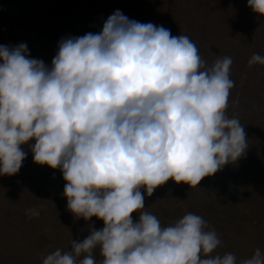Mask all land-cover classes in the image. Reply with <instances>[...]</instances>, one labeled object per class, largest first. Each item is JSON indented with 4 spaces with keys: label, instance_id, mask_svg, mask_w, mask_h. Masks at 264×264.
Masks as SVG:
<instances>
[{
    "label": "clouds",
    "instance_id": "9594fccd",
    "mask_svg": "<svg viewBox=\"0 0 264 264\" xmlns=\"http://www.w3.org/2000/svg\"><path fill=\"white\" fill-rule=\"evenodd\" d=\"M247 5L264 17V0ZM57 48L46 65L24 43L0 45V175L19 171L27 144L35 163L61 171L73 215L103 227L89 225L42 264H97V248L99 264H237L232 253L212 255L221 240L200 215L167 226L147 211L132 218L169 179L197 187L245 154L244 127L226 115L232 58L207 66L188 36L120 10L99 32L61 38ZM254 64L264 56L253 53ZM239 264H264V253Z\"/></svg>",
    "mask_w": 264,
    "mask_h": 264
},
{
    "label": "rangeland",
    "instance_id": "374dc122",
    "mask_svg": "<svg viewBox=\"0 0 264 264\" xmlns=\"http://www.w3.org/2000/svg\"><path fill=\"white\" fill-rule=\"evenodd\" d=\"M116 10L188 36L207 66L232 58L226 115L238 117L249 144L241 158L197 187L172 179L157 186L133 220L147 211L167 226L192 212L221 240L212 255L232 253L239 264L257 248L264 253V65L248 66L253 53L264 56V17L247 0H0V45L24 43L29 58L50 65L61 38L99 32ZM21 148L27 155L19 171L0 175V264H42L57 248L70 250L71 236L84 239L89 225L103 227L95 216L75 217L63 195L61 171L35 163L27 144ZM30 208L39 209V216L29 218ZM93 255L99 264V248Z\"/></svg>",
    "mask_w": 264,
    "mask_h": 264
}]
</instances>
